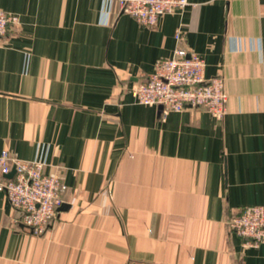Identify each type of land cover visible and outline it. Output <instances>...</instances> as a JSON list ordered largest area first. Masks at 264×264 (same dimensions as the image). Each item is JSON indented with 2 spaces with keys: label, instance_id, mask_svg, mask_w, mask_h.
Returning <instances> with one entry per match:
<instances>
[{
  "label": "crops",
  "instance_id": "1",
  "mask_svg": "<svg viewBox=\"0 0 264 264\" xmlns=\"http://www.w3.org/2000/svg\"><path fill=\"white\" fill-rule=\"evenodd\" d=\"M189 1L149 26L119 0H0L20 17L0 38V155L43 151L68 186L42 234L0 191V264H264L227 225L264 205V0ZM178 46L225 77L224 119L136 101Z\"/></svg>",
  "mask_w": 264,
  "mask_h": 264
},
{
  "label": "built area",
  "instance_id": "2",
  "mask_svg": "<svg viewBox=\"0 0 264 264\" xmlns=\"http://www.w3.org/2000/svg\"><path fill=\"white\" fill-rule=\"evenodd\" d=\"M119 13H128L144 25H155L169 13L183 11L189 0H119ZM113 0H106V14L112 11ZM20 23L18 14L0 8V38ZM177 32L176 39L181 40ZM204 57L186 47L178 46L174 56L158 58L154 70L133 85L132 93L140 104L162 105V114L181 112L188 108H203L212 116L224 119L228 94L224 76L207 78ZM47 157L41 151L34 160L14 157L8 150L0 155V191L6 193L17 215L16 227L25 226L35 234L44 233L56 220L58 208L65 202L68 190L59 173H47ZM13 169L12 178L6 177ZM231 232L245 240L248 246L264 243V205H248L227 220Z\"/></svg>",
  "mask_w": 264,
  "mask_h": 264
},
{
  "label": "water",
  "instance_id": "3",
  "mask_svg": "<svg viewBox=\"0 0 264 264\" xmlns=\"http://www.w3.org/2000/svg\"><path fill=\"white\" fill-rule=\"evenodd\" d=\"M121 14H123V12H122ZM160 108L163 109V106L160 105ZM15 173H16V169H13V170L8 174V177H9V178H12V177L15 175ZM66 206H67L66 204H62V206L60 207V210L63 209V208H65Z\"/></svg>",
  "mask_w": 264,
  "mask_h": 264
}]
</instances>
